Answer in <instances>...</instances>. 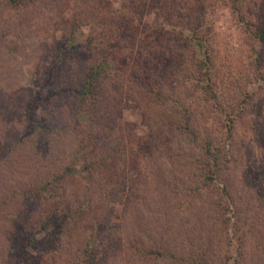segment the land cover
Segmentation results:
<instances>
[{"label": "rangeland", "instance_id": "374dc122", "mask_svg": "<svg viewBox=\"0 0 264 264\" xmlns=\"http://www.w3.org/2000/svg\"><path fill=\"white\" fill-rule=\"evenodd\" d=\"M76 17L78 55L67 43L56 57ZM262 29L264 0H0V264L24 255L11 239L20 225L33 233L23 250L59 264L66 243L59 247L54 227L39 229L40 219L82 195L91 209L66 242L75 247L95 230L97 264H264ZM93 59L103 70L91 169L81 155L62 188L38 195L33 184L59 168L76 136L67 132L45 154L40 135L23 137L30 88L51 64H67L52 70L65 81ZM197 59L208 67L200 80ZM53 100L58 131H70L77 99ZM80 114L90 138L95 127ZM206 146L221 155L213 170Z\"/></svg>", "mask_w": 264, "mask_h": 264}, {"label": "trees", "instance_id": "16d2710c", "mask_svg": "<svg viewBox=\"0 0 264 264\" xmlns=\"http://www.w3.org/2000/svg\"><path fill=\"white\" fill-rule=\"evenodd\" d=\"M232 7L233 10L237 13L238 17L242 18L240 13V6H238L237 4H233ZM77 25H81V20L80 18L76 17L68 28V40H66L64 37V39H61V41L59 42L61 45L56 46V57L60 56V51L62 50L61 47H64L63 45L67 43V46L70 47H68V49L65 47L64 50L68 51V55H78L79 46L73 35L74 29L75 27H77ZM255 34L258 38H263L264 29L255 31ZM198 37L195 38L194 42L197 45V49H200V51L204 52L206 48L203 47L200 36ZM206 53L207 52L205 51V57L208 58L209 54ZM63 64L67 66L64 61L56 65H49L46 70L45 78L39 82H36V80L34 81L35 86L32 89L30 88L29 99L22 114L23 137L28 138L32 137V135H40V137H38V141H41L38 146H43V149H40L41 151L39 150L43 154H45V152L52 153V151L55 149V147H52V144H56L57 141L62 140V137H65L67 135V132L73 134V137L74 135L76 136V141L75 145H73V149H69L68 151H66V153L65 150L60 151L59 156L61 157L59 159V168L54 170L52 174H49L48 171H46V169L44 168V170L41 172L42 174L37 178V182L33 184V188H35L36 190L35 193L38 195H42L41 192L45 193L50 188H62L64 186L66 178L72 175L73 169L71 168V165L73 164L74 159L79 158V156L82 155L85 160L82 163V168L85 169L86 172L91 169V166L93 164V159L86 154H90L92 152L90 147L93 143H95V132L98 131H95V126L99 124L98 93L99 78L103 70L101 69L102 65L99 62V59L98 61H94L93 59L88 63L85 62L81 66V70H75L70 79L59 81L52 75V70L58 66L62 67ZM195 69V77L192 76V79L195 80H200L208 73V67L207 65H205L203 59H197L195 63ZM200 86L205 90V87H208L206 86V83H201ZM61 93L73 94L77 99V104L79 106L76 107L75 110H71L72 112L69 113L67 117H65L68 118L69 121L67 125L70 124L71 120L75 119V122L71 127L72 129L70 130L71 132L68 131L69 127L68 129H66L64 128V126L62 132L58 131L55 123V117L53 115V112L51 113L50 111V105L54 101V97ZM81 108L83 109V111H85V116H88L87 124H89V127H95L92 132L94 136H92L91 134L90 138H88L87 136L84 137L83 133V135H81V132L83 130L77 127L79 118L82 116V114H80V111L82 110ZM50 138L52 139L51 141L55 140L51 144H49ZM78 149L82 150L80 154L77 153L79 151ZM203 152L209 157L208 159H211L212 164L209 162L206 163L208 164V168L210 170H213L211 169V166H218L219 161L222 160L221 155H219V150L214 151L210 149L209 146H206L204 147ZM225 152L226 150L223 151V154H225ZM86 196L87 195H82V197L80 198L81 201L76 205H68V207H64L61 205L54 206L49 213L43 215L42 218L39 217V219L41 218L39 229L42 228L43 230H47V228L49 229L50 227H54L52 231L56 232L57 237L61 242L59 247L62 248V246H65L66 243V248L64 247V251L66 252L64 254L59 253V264H97V258L93 253V244L95 241L94 239L98 236V233L95 230H90L88 232L87 230L85 231L83 229L84 233H82V237L78 239L77 245L75 247L70 248L68 242H66L68 237L72 236L76 220H79L82 217H86L91 209V207L87 205V202L84 201V198ZM20 226L21 227L19 229L14 231L11 239L14 245L16 243V240L19 239L20 243L18 245L21 249L20 251H24V255L18 254V257H14V259L8 257V261H10V264H17V262L29 263V259H34L36 261V264H38V262L43 259L39 254L32 255L30 253H27L25 251L26 249L23 250V247L29 246V241H27V239L29 240L31 236H33V233L26 231L22 225ZM84 228L87 227L85 226ZM62 238L65 239L62 240ZM43 251H46V249Z\"/></svg>", "mask_w": 264, "mask_h": 264}]
</instances>
